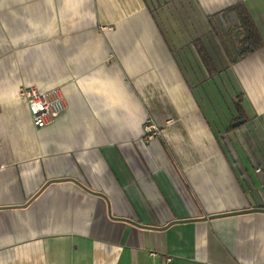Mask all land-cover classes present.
<instances>
[{
	"label": "crops",
	"instance_id": "0c3cea01",
	"mask_svg": "<svg viewBox=\"0 0 264 264\" xmlns=\"http://www.w3.org/2000/svg\"><path fill=\"white\" fill-rule=\"evenodd\" d=\"M240 3L264 39V0H0V264H264V212L207 218L264 208V46L237 57L220 17ZM29 86L67 100L41 129Z\"/></svg>",
	"mask_w": 264,
	"mask_h": 264
},
{
	"label": "built area",
	"instance_id": "2783aa9c",
	"mask_svg": "<svg viewBox=\"0 0 264 264\" xmlns=\"http://www.w3.org/2000/svg\"><path fill=\"white\" fill-rule=\"evenodd\" d=\"M20 95L28 101L32 113L33 122L37 128L52 124L55 119L66 110V101L60 87L52 90L41 91L35 86H29L20 90ZM148 140H152L158 127L150 123L146 127Z\"/></svg>",
	"mask_w": 264,
	"mask_h": 264
},
{
	"label": "trees",
	"instance_id": "16d2710c",
	"mask_svg": "<svg viewBox=\"0 0 264 264\" xmlns=\"http://www.w3.org/2000/svg\"><path fill=\"white\" fill-rule=\"evenodd\" d=\"M232 13L236 14L238 26L228 21L229 15ZM222 14L227 26L225 34L232 40L231 42L235 50L234 53L237 57L242 58L246 55L255 54L256 51L264 46V39L257 28L258 26H256L250 16V12L243 3L228 7L225 11L221 12ZM235 32H240L238 38H236Z\"/></svg>",
	"mask_w": 264,
	"mask_h": 264
},
{
	"label": "water",
	"instance_id": "95a60500",
	"mask_svg": "<svg viewBox=\"0 0 264 264\" xmlns=\"http://www.w3.org/2000/svg\"><path fill=\"white\" fill-rule=\"evenodd\" d=\"M220 17H221V19H222V22L225 24V21H224V18H223V15H220ZM229 17H230V19H231V21H233V24L234 25H236V26H238V21H237V19H236V14L235 13H232V14H230L229 15ZM226 28H227V26H226V24L224 25ZM236 34V36H237V38L239 37V35H240V32H237V33H235ZM244 121H240V120H238V121H236V122H234L233 123V126L235 127V126H240L242 123H243ZM58 181H72V182H75V183H77L78 185H80V187L81 188H83L84 190L86 189V190H88V191H90V192H92V193H94V195H96V196H101V197H103V198H105L106 200H107V198H106V196L104 195V193H96V192H93L91 189H88L86 186H83L80 182H79V180H76V179H73V178H71V179H65V178H60V179H58V180H50V181H48L47 182V184H50L51 182H53V183H56V182H58ZM108 202V201H107ZM108 206H109V215H110V217L111 218H115V219H120L122 222H128V223H131V224H133V225H135L136 227H148V226H146V225H142V224H138V223H136L135 221H134V219H130V218H126V219H121L120 217H114V216H112V211H111V207L112 206H110L109 205V203H108ZM247 212H255V213H261V212H264V208H261V209H257V208H250V209H247V210H244V211H234L233 213H222L221 215H218V216H215V215H212V216H210V217H207V218H209V219H211V218H213V217H216V218H221V216H225V215H229V216H234V215H236V214H247ZM207 218H205V219H207ZM194 220H196V219H194ZM194 220H191V221H194ZM181 222V221H180ZM180 222H175V221H172V222H170V223H168L167 224V226H164L163 228L162 227H156V226H154V227H148V229H152V230H154V229H161V230H165V229H167V227L168 226H170L171 224H173V223H180Z\"/></svg>",
	"mask_w": 264,
	"mask_h": 264
}]
</instances>
